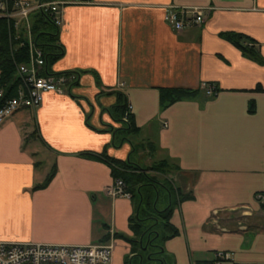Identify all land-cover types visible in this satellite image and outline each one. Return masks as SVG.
<instances>
[{
	"label": "crops",
	"instance_id": "0c3cea01",
	"mask_svg": "<svg viewBox=\"0 0 264 264\" xmlns=\"http://www.w3.org/2000/svg\"><path fill=\"white\" fill-rule=\"evenodd\" d=\"M91 1L65 6L59 27L64 55L53 71L74 72L76 82L0 124V241L113 243V264L132 256L123 236L133 235L136 201L108 196L112 169L80 156L135 155L112 115L117 99L108 93L118 90L139 136L158 146L151 160L177 164L176 184L192 195L172 214L179 235L165 250L173 262L214 264L225 252L231 260L224 264H264L257 197L264 193V0ZM170 7L215 10L203 25L176 32L165 21ZM224 34L253 39L262 63ZM208 86L215 95L207 96ZM161 88L201 93L163 110ZM54 165L52 181L35 190Z\"/></svg>",
	"mask_w": 264,
	"mask_h": 264
},
{
	"label": "trees",
	"instance_id": "16d2710c",
	"mask_svg": "<svg viewBox=\"0 0 264 264\" xmlns=\"http://www.w3.org/2000/svg\"><path fill=\"white\" fill-rule=\"evenodd\" d=\"M32 22L34 38L45 54L46 73L54 74L53 66L64 55L59 38L60 29L53 18L46 13L35 14ZM12 34L14 31L7 20L0 19V84L11 95L14 94L19 83L16 64L28 61L25 48H14L22 41L20 43V40H13ZM223 37L240 49L246 57L262 63L259 49L255 48L253 39L240 34H224ZM65 73L76 75L74 72ZM200 93V90L161 88L160 106L164 110L176 102L195 99ZM110 95H114L117 99L112 107L113 118L117 122L125 123L124 131L120 133L123 137L139 136L141 129L130 113L127 95L118 90L112 91ZM33 136H36V132L31 134V137ZM148 144V148L154 153L156 148L152 143ZM135 150L137 151L138 148L135 147ZM80 156L103 161L109 165L114 179L122 180L132 194L131 199L136 201V212L130 220V230L133 235L123 236L132 246V256H128L125 264H150L153 261L159 264H175L165 250V243L179 235V230L171 223L172 214L182 202L192 198L191 194L185 193L177 186L174 179V176L181 171L180 167L170 160H160L146 168L134 163L133 160L123 161L110 157L107 150L100 154L84 152ZM56 171L54 165L45 182L34 189L45 188L55 177ZM217 262L216 259L214 264ZM226 262L228 261L224 263Z\"/></svg>",
	"mask_w": 264,
	"mask_h": 264
},
{
	"label": "built area",
	"instance_id": "2783aa9c",
	"mask_svg": "<svg viewBox=\"0 0 264 264\" xmlns=\"http://www.w3.org/2000/svg\"><path fill=\"white\" fill-rule=\"evenodd\" d=\"M91 0H0V19H6L13 29V40H20V48H25L28 61L17 63L19 83L11 95L0 84V124L12 118L24 109H37L47 92L63 93L64 86L77 79L75 74H47L43 49L37 44L33 34L32 17L37 13L49 14L55 24H62V11L67 5L91 4ZM213 7H195L177 9L170 7L166 11L165 21L176 32L203 25ZM217 92L214 86L206 88L207 96ZM131 110V107L129 108ZM107 195L113 198L131 199L122 180H115ZM258 200L264 206V194ZM217 264L231 260L225 252L217 253ZM113 243L88 245H53L39 243H15L0 241V264H113Z\"/></svg>",
	"mask_w": 264,
	"mask_h": 264
},
{
	"label": "rangeland",
	"instance_id": "374dc122",
	"mask_svg": "<svg viewBox=\"0 0 264 264\" xmlns=\"http://www.w3.org/2000/svg\"><path fill=\"white\" fill-rule=\"evenodd\" d=\"M76 80L77 79H74L72 81L70 80L64 86L63 93H65L67 91V89L76 82ZM111 92H109L108 95H110ZM122 124H123V127H125V123L123 122ZM128 138L132 139L133 142L135 143L136 148H138V150L135 152V155H133V158H132L133 162L137 163L143 167H146V168L151 167L153 165V163L156 162L155 160H151V156L155 157V153H156V150H158V146L154 142H148V141L146 142V140L143 139L142 135L139 137L134 136V135H129ZM148 143H152L154 145V147L156 148L154 153L151 152V150L148 148V145H149ZM42 170H44L43 167H42L41 171ZM151 263L152 264H159V262H155V261H153Z\"/></svg>",
	"mask_w": 264,
	"mask_h": 264
}]
</instances>
